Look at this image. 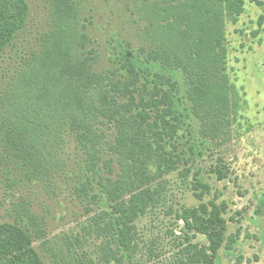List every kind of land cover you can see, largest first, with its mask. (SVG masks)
<instances>
[{
    "label": "trees",
    "instance_id": "trees-1",
    "mask_svg": "<svg viewBox=\"0 0 264 264\" xmlns=\"http://www.w3.org/2000/svg\"><path fill=\"white\" fill-rule=\"evenodd\" d=\"M45 1L51 27L18 54L29 5L0 0V62L15 55L0 76V187L42 185L81 214L53 246L31 202H12L0 264H46L39 250L52 264H216L235 220L225 201L205 199L203 175L226 176L203 163L240 127L225 34L246 0H126L138 46L115 47L117 66L104 70L78 0ZM173 175L184 185L191 175L196 206L173 201Z\"/></svg>",
    "mask_w": 264,
    "mask_h": 264
},
{
    "label": "rangeland",
    "instance_id": "rangeland-1",
    "mask_svg": "<svg viewBox=\"0 0 264 264\" xmlns=\"http://www.w3.org/2000/svg\"><path fill=\"white\" fill-rule=\"evenodd\" d=\"M253 1L263 5L257 6ZM253 1L246 0L244 13L235 25L227 24L225 34L230 82L244 100L239 110L240 127L235 126V136L226 147L203 163L206 171L220 166L226 176L219 181L214 173L203 175L211 190L205 199L216 196L217 204L225 201L230 207L228 216L235 220L228 223L230 246L219 251L216 264H264V0ZM27 2L29 17L17 44L18 54L37 48L39 38L52 25L45 0ZM77 9L85 32L98 49V70L116 64L115 47L125 46V41L131 42L133 49L138 46L136 33L140 25L132 23L126 0H78ZM12 58L14 53L7 52L0 62V76L11 69ZM181 181L177 175L171 178L173 201L178 200L186 207L196 206L189 188L191 175L186 185ZM4 186L0 187V221L10 219L7 212L10 204L21 198L31 202V211L44 218L47 237L53 246L60 244L62 236L78 230L75 221L81 209L73 198L66 194L54 196L42 185L11 190ZM172 223L166 218L163 224L156 222L155 227L164 232V227ZM143 225L145 222L139 223L140 228ZM196 241L203 242L199 237ZM39 252L46 264H52L50 254Z\"/></svg>",
    "mask_w": 264,
    "mask_h": 264
}]
</instances>
